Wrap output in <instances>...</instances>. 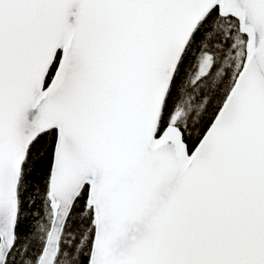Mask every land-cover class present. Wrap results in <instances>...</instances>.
Here are the masks:
<instances>
[{
	"label": "snow or ice",
	"instance_id": "1",
	"mask_svg": "<svg viewBox=\"0 0 264 264\" xmlns=\"http://www.w3.org/2000/svg\"><path fill=\"white\" fill-rule=\"evenodd\" d=\"M0 264H264V0H0Z\"/></svg>",
	"mask_w": 264,
	"mask_h": 264
}]
</instances>
